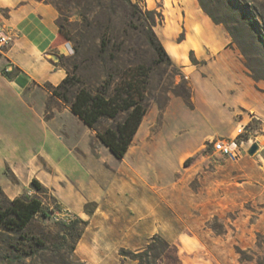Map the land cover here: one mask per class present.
Masks as SVG:
<instances>
[{
	"label": "rangeland",
	"instance_id": "374dc122",
	"mask_svg": "<svg viewBox=\"0 0 264 264\" xmlns=\"http://www.w3.org/2000/svg\"><path fill=\"white\" fill-rule=\"evenodd\" d=\"M53 1L60 8L58 14L61 21L73 33L85 31V26L92 23L87 33L90 42L97 39V24L105 23L110 14L108 7L111 0ZM142 2L147 9L158 14L156 20L159 22L154 30L160 40L165 41L164 44L178 42L180 33H184L183 0ZM240 3L261 16L259 22L264 25V0H240ZM195 6L200 8L197 0ZM111 16L118 27L123 11L119 9ZM175 27L181 30L173 35ZM67 43L71 51L62 53L71 55L72 43ZM52 53L58 55L61 52ZM187 56V64L171 57L175 66L161 64L154 69L145 117H150L155 110L161 114L170 97L182 99L176 93L192 92L189 69L182 68L188 65L193 70L198 69L208 55L204 52L196 57L189 52ZM259 82L264 86V80ZM21 98L23 108L29 110L28 114H13L12 106L8 111L7 108L0 109V187L4 194H0V203L5 197L12 199L23 192L34 194L29 183L35 177L50 189L60 204V211L50 213L52 220L56 217L72 218L73 215L86 218L85 204L93 202L95 210L96 202H85L79 214L74 205L71 207L62 201L66 196L77 199V171L82 173L87 168L94 171L97 164L102 163L103 170L117 172L123 176L122 179H126V184L130 177L142 180L133 190L146 194L140 207L143 210L133 209L125 214L112 211L107 215L98 212L95 218L89 217L87 221L90 224L86 225L71 255L72 260H81L86 264H136L133 254L142 250L157 234L170 246L156 264H264V168L253 157L257 150L253 154L248 150L252 143L260 140L256 136L264 133V120L252 117L244 126V133L237 136L241 157L236 160L213 152L211 142L205 141L199 148L158 150L153 157L147 155L145 161L139 164H134L132 159L135 158L129 154L120 163L112 158L93 131L72 116L59 101L49 97L43 85L24 90ZM176 122L170 120L168 125L172 128ZM111 123L109 119L101 121L102 126ZM164 132L167 133V130ZM158 133L157 124L153 123V133L148 135V141H154ZM249 138L251 144L247 142ZM241 141L246 142L241 144ZM86 151L96 157L97 164L84 161L87 160L84 156ZM187 157L190 160L184 166L183 161ZM71 169H75L76 173ZM149 200L153 207L150 213L147 207ZM50 202V199H44V205L52 206ZM47 222L43 221L40 225L45 227ZM20 236L22 233L0 228V263L6 255V241L15 243ZM23 244L27 241L23 240L18 245L23 248L20 254L28 252ZM39 254L13 264H45L49 252L42 249Z\"/></svg>",
	"mask_w": 264,
	"mask_h": 264
},
{
	"label": "trees",
	"instance_id": "16d2710c",
	"mask_svg": "<svg viewBox=\"0 0 264 264\" xmlns=\"http://www.w3.org/2000/svg\"><path fill=\"white\" fill-rule=\"evenodd\" d=\"M44 1L51 3L59 12L60 8L53 0ZM197 2L214 24L223 25L231 39L229 44L238 49L249 75L255 81L264 80V25L259 22L261 16L246 4H241L240 0ZM119 9L123 11V19L116 27L111 13H117ZM108 11L106 22L97 24V39L91 42L87 33L92 23L85 26V31L73 33L58 14V42H71L73 53L58 54V61L54 64L65 71V76L56 85L45 83L43 87L51 99L59 101L93 131L115 159L121 160L147 111V94L154 69L161 64H175L154 30L159 22L155 10L147 9L142 0H111ZM183 38L182 32L178 42ZM190 59L194 62V58ZM0 72L5 78H11L10 72L4 68ZM176 95L188 106L192 105L191 92H178ZM104 119L112 123L102 126ZM189 160L187 157L183 165L187 166ZM29 185L34 194L23 192L12 199L5 197L0 203V228L22 233L15 243L6 241V255L0 264L36 257L41 255L42 249L50 255L44 260L45 264H86L72 260L71 255L88 221L78 215L52 220L50 213L60 211L59 202L37 178L33 177ZM0 194H3L1 187ZM46 198L51 200L52 206L44 205ZM94 205L93 202L85 204L84 212L91 215ZM43 221H48L45 227L40 225ZM23 240L27 241L23 245L28 252L20 254L23 248L18 245ZM169 246L167 240L154 234L142 250L133 254L132 259L136 264H156Z\"/></svg>",
	"mask_w": 264,
	"mask_h": 264
},
{
	"label": "crops",
	"instance_id": "0c3cea01",
	"mask_svg": "<svg viewBox=\"0 0 264 264\" xmlns=\"http://www.w3.org/2000/svg\"><path fill=\"white\" fill-rule=\"evenodd\" d=\"M183 3L184 38L180 42L162 43L168 54L181 64H187L189 52L196 57L207 52L206 62L200 68L193 70L188 65L182 68L190 72L192 107L178 97H170L161 114L155 110L148 118L144 115L125 156L117 160L111 155L116 162L122 163L130 154L135 158L134 164H139L158 150L199 148L205 141L235 137L237 127L245 126L252 117L264 120V86L249 75L240 53L229 44L231 39L224 27L214 24L196 8L195 0H183ZM57 17L56 8L44 0H0V30L12 33V40L0 45V69L11 74L7 79L0 73V109L8 111L12 106L13 114H28V108H23L21 93L45 83L56 85L65 76V71L49 56L54 51H66V44L58 42ZM180 30L175 27L173 35ZM173 119L177 122L171 128L168 121ZM153 123L157 124L159 133L154 141H148ZM256 138L260 140L253 157L264 168V133ZM249 141L251 144L250 138ZM84 156H87L84 161L97 164L90 151ZM101 164L94 171L90 168L82 173L77 171V199L66 196L62 201L71 207L74 205L79 214L85 202H96L91 215L81 216L85 220L95 218L98 212L106 215L112 211L125 214L133 209L141 212L146 194L133 190L137 183H142L141 178L130 177L126 184L123 176L103 170ZM71 171L76 173L75 169ZM147 207L150 213L153 208L150 200Z\"/></svg>",
	"mask_w": 264,
	"mask_h": 264
},
{
	"label": "built area",
	"instance_id": "2783aa9c",
	"mask_svg": "<svg viewBox=\"0 0 264 264\" xmlns=\"http://www.w3.org/2000/svg\"><path fill=\"white\" fill-rule=\"evenodd\" d=\"M12 40L11 32H2L0 30V45H6ZM66 44V50L71 51V47L68 43ZM244 133V126H239L236 129V136L232 138H216L211 141V147L213 152L220 156L229 159H238L241 157V148L237 142V136Z\"/></svg>",
	"mask_w": 264,
	"mask_h": 264
},
{
	"label": "water",
	"instance_id": "95a60500",
	"mask_svg": "<svg viewBox=\"0 0 264 264\" xmlns=\"http://www.w3.org/2000/svg\"><path fill=\"white\" fill-rule=\"evenodd\" d=\"M49 56L54 62L58 61V55L57 54L51 53ZM257 149H258L257 143H252L248 148L250 154H253Z\"/></svg>",
	"mask_w": 264,
	"mask_h": 264
},
{
	"label": "bare ground",
	"instance_id": "6f19581e",
	"mask_svg": "<svg viewBox=\"0 0 264 264\" xmlns=\"http://www.w3.org/2000/svg\"><path fill=\"white\" fill-rule=\"evenodd\" d=\"M196 48V47H195ZM171 53L175 56L176 55V52H174L173 50H170Z\"/></svg>",
	"mask_w": 264,
	"mask_h": 264
}]
</instances>
